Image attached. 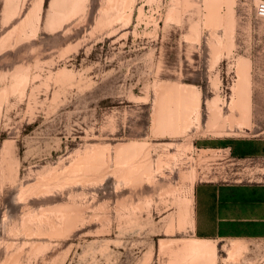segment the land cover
Instances as JSON below:
<instances>
[{
  "label": "rangeland",
  "instance_id": "374dc122",
  "mask_svg": "<svg viewBox=\"0 0 264 264\" xmlns=\"http://www.w3.org/2000/svg\"><path fill=\"white\" fill-rule=\"evenodd\" d=\"M255 3L233 0L227 21L216 0H0V264L212 260L185 246L198 238L193 184L264 181V156L202 146L264 141ZM240 59L246 112L233 105ZM177 88L199 112L164 130L160 102ZM235 241L245 247L231 256ZM210 242L216 264H264V239Z\"/></svg>",
  "mask_w": 264,
  "mask_h": 264
},
{
  "label": "crops",
  "instance_id": "0c3cea01",
  "mask_svg": "<svg viewBox=\"0 0 264 264\" xmlns=\"http://www.w3.org/2000/svg\"><path fill=\"white\" fill-rule=\"evenodd\" d=\"M202 142L203 147L234 155L264 156V141L259 139ZM189 230L205 239H264V181L197 180L191 191Z\"/></svg>",
  "mask_w": 264,
  "mask_h": 264
},
{
  "label": "bare ground",
  "instance_id": "6f19581e",
  "mask_svg": "<svg viewBox=\"0 0 264 264\" xmlns=\"http://www.w3.org/2000/svg\"><path fill=\"white\" fill-rule=\"evenodd\" d=\"M210 1H215V0H210ZM216 1H218V3L224 2L226 4L225 6L227 7V14L225 17L228 19L227 21L231 20L233 18L232 17L233 0H216ZM245 59H240L238 63V73L240 79L238 81L237 87H235L236 88L235 91L237 93L238 98H236V100L233 101V105L241 106V108L243 107V112H246L247 107H249L248 106L249 103L247 102L246 92L247 89L249 91L248 70L250 67L248 66V62ZM172 94L173 95L171 94L168 95L167 93V95H164L162 97L160 102L158 127L164 130L176 129L180 124H184V125H186L187 123L189 124L191 122L190 116L193 113L199 112V99L198 96L195 95V92L193 90H189V89L184 90L181 88H177L175 89V92ZM213 113H215V116H217V111H213ZM138 148L139 146L136 144H132L130 146L123 145L120 150L121 152L129 150L130 152L128 154V157H132L136 153ZM210 241L211 239L198 237L197 241L193 244L189 243V241L187 242L185 241L186 242L185 246H188L189 254L196 253L198 257L212 259L211 261H208L205 264H216L214 258L215 246L214 243H211ZM244 247L245 246L238 241L233 242L232 245L230 246V251H229L230 255L237 256V252L242 251ZM193 264L196 263L194 262Z\"/></svg>",
  "mask_w": 264,
  "mask_h": 264
},
{
  "label": "built area",
  "instance_id": "2783aa9c",
  "mask_svg": "<svg viewBox=\"0 0 264 264\" xmlns=\"http://www.w3.org/2000/svg\"><path fill=\"white\" fill-rule=\"evenodd\" d=\"M255 12L257 16L264 18V0H256Z\"/></svg>",
  "mask_w": 264,
  "mask_h": 264
},
{
  "label": "trees",
  "instance_id": "16d2710c",
  "mask_svg": "<svg viewBox=\"0 0 264 264\" xmlns=\"http://www.w3.org/2000/svg\"><path fill=\"white\" fill-rule=\"evenodd\" d=\"M233 155H234V153H233ZM235 155L238 156V157H240V158H245V157H248L249 156L246 153H240L239 155H237V154H235Z\"/></svg>",
  "mask_w": 264,
  "mask_h": 264
}]
</instances>
